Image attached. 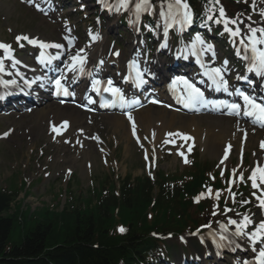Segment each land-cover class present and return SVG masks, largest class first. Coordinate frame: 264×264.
<instances>
[{"label": "trees", "instance_id": "1", "mask_svg": "<svg viewBox=\"0 0 264 264\" xmlns=\"http://www.w3.org/2000/svg\"><path fill=\"white\" fill-rule=\"evenodd\" d=\"M196 178L182 184L187 193L199 187ZM160 182H164L162 174L158 181L160 194L156 197L149 179L131 182L127 178L120 187V198L104 195L102 202L107 206L102 204L95 210L77 213L71 222L64 219V229L58 230L48 222L40 223L24 237L21 245L12 248H8V241L15 224L16 212L11 213L15 195L0 192V264H137V258L156 246L150 232L167 231L188 218L189 200L184 199L181 190L176 198H168ZM116 207L121 208L120 216H115ZM8 212L12 217L6 215ZM148 213L152 214L151 219ZM118 218L130 228L125 236L111 232ZM62 236L64 241L59 245L56 239Z\"/></svg>", "mask_w": 264, "mask_h": 264}, {"label": "rangeland", "instance_id": "2", "mask_svg": "<svg viewBox=\"0 0 264 264\" xmlns=\"http://www.w3.org/2000/svg\"><path fill=\"white\" fill-rule=\"evenodd\" d=\"M150 1L154 2V0ZM74 2L77 4L76 0H74ZM262 3H264V0ZM105 21L107 24L110 26L113 25L118 30V27L116 26L117 24L113 20L105 19ZM56 25H52L29 8L22 6L19 3V0H0V36L3 38L7 39L15 33H30L31 35H39L50 39L63 32V29L61 30V27ZM112 30V34L109 36L117 37L119 38V41H122V36L116 35L115 28ZM108 45L109 41L107 43V46ZM18 116H14L13 118H0V134L9 128H12L13 130L8 141H0V187L8 185L7 180L16 172L20 173L22 177L24 176V178L30 181L41 177V179H43V184L39 181H35L31 186L28 185L23 188L24 193L28 191L29 195L32 194L35 198L41 201V206L36 212H34L30 204H28V208L24 207L26 203L25 200L16 203L14 211L17 212V214L15 217L14 228L8 241V248L21 245L24 237L31 230H34L38 224L46 222L54 216V211H51V209H54L59 204L61 191H56L53 186L47 188V185L54 184L59 188H63L64 182L62 180L60 181V179L57 180V176L62 175L66 168L72 169L81 177L83 188L85 190L89 186L90 178L87 166L86 172L83 173V170L81 169L86 161L82 155L79 156V158H82L78 159L77 165L74 167V165L66 162L70 161L75 155L69 148L64 151H59V146L51 145L49 139L46 137L40 136V138L34 139L30 135H24L27 132V128L22 125L23 123L28 122L30 118H19ZM176 116L178 115L176 114ZM140 127L141 136L149 138V146L154 144L152 137L148 135L145 127L143 125ZM90 132L99 133L102 136L105 144L104 147L107 152L103 155L97 153L96 148L92 147L90 149L91 158L89 159V162L94 166V173L99 174L113 169L115 174L119 176H125L128 171H131L135 177L143 175L144 170L141 161V154L146 151H144V148H138L135 143L131 141V138L126 131L119 130L118 132H115V130L108 124H95V126L90 128ZM154 145L158 146L159 144ZM160 146H162L163 150L164 146L162 144H160L159 147ZM39 149H44L45 151L42 157L40 154L41 150ZM119 149L122 150L118 152ZM186 149L189 152L188 148ZM166 150L167 149H164L161 154L159 166L172 173L180 168L182 163L178 156L175 154L171 155V153ZM199 154V157L203 161L209 159L211 162H215L217 159H211L204 154L201 145L199 146ZM60 155H64V158L66 157L64 162H60ZM44 156L47 157L43 158ZM51 160L52 163H50ZM57 161L59 162L57 163ZM43 171L46 179L43 177ZM75 188L76 195L78 194L80 185L76 183ZM38 190L39 193L37 192ZM64 192L65 189L63 190V193ZM47 198L48 201L46 200ZM6 215L12 217L9 212L6 213Z\"/></svg>", "mask_w": 264, "mask_h": 264}, {"label": "snow or ice", "instance_id": "3", "mask_svg": "<svg viewBox=\"0 0 264 264\" xmlns=\"http://www.w3.org/2000/svg\"><path fill=\"white\" fill-rule=\"evenodd\" d=\"M130 0H119L117 5L115 6V10L119 12L121 8L127 9L129 7ZM106 7L109 8V11L112 10L111 6H108L107 4L105 5ZM152 4L150 3V0H135V15L137 19H139V16L142 12H151L152 10ZM38 10H43L39 8V5H37ZM183 10V11H182ZM221 15L223 16V9H220ZM160 17L164 19V36L166 37L168 35V28L171 27V22H179L183 28L184 25L190 24L192 20L191 12L189 10V5L187 3H182V0H174V3H168L167 5V12L164 10V5H160ZM261 16H264V11L260 13ZM208 20H212L213 16L208 15L207 17ZM250 19V18H249ZM221 19H216L215 23H221ZM224 23V30L229 31L230 34L235 37L240 34V29L236 28L234 31L230 30L228 28L229 23H235V21H230L227 18L223 20ZM248 28V35L245 37H242L240 40V44L243 47L244 50V55L241 56V59L245 60L248 62V68L247 71L249 73H255L257 76L264 78V50H261L257 47L258 44H264V28H253L250 24L247 26ZM260 33V37L257 38L256 33ZM18 40L20 39H25L28 40V37H18ZM245 39L248 40L249 43H245ZM195 41L199 42L200 44H203L204 41L201 39L199 35L195 37ZM29 43L35 44L37 41L35 40H30ZM69 45L72 44V41H68ZM166 46V45H162ZM40 47L43 48H62L63 46L60 44H40ZM211 45L207 46V49H211ZM0 48L4 49L5 52L7 53L5 59H11V55L9 52L10 46L8 45H3L0 44ZM206 49V50H207ZM251 51V56L248 55V52ZM43 56V53L41 54ZM237 56H240V50L237 49ZM79 58V59H78ZM69 60L72 61V63H68L65 65V67L71 71L75 72L76 71V65H80V71H83V58L80 57V52H77L74 56L69 55ZM43 62V61H41ZM17 63H20L19 61L12 60V66L15 67ZM5 70V65H4V60L0 59V72H3ZM222 69L221 68H213L210 70H207L205 72V75L209 77L213 81V83L216 85V89L220 90L223 88L225 92L228 91V85L227 81H225L221 75ZM217 77L220 79L217 80ZM64 79L63 73L61 74V77L58 79H55V86L59 91H62L64 95H68V92L65 88H63V85L61 83V80ZM237 79H245L248 80V77L246 76H241L237 77ZM181 81L183 84L186 86L187 90V100L189 103H199L203 102L204 100V94L203 92L200 91V89L196 88L193 83H189L188 80L181 78ZM12 83H15L13 81ZM173 84H176L177 81L173 80ZM94 84H99V81H94ZM109 87L105 89L106 91H110L114 94L119 93V89L113 88L112 81H108ZM230 94H235L238 97H241L243 100V115L245 117H256L257 120L264 122V103L257 102V99L251 95L245 94L244 92L240 91L239 89H236L234 93ZM121 100L123 101V96L120 97ZM90 104L93 103L91 99L88 101ZM156 101H153L155 103ZM133 103H136L135 101ZM110 106L108 102H104L101 104V107H108ZM228 107L231 111L229 114H235V115H240L241 114V106L237 103H231L228 105H225ZM131 119V117H129ZM255 122V121H254ZM66 123V122H65ZM264 126V124H262ZM53 131H57V128L54 126ZM172 135V134H170ZM167 143V141H165ZM227 152L224 154V159H227ZM223 163V160L221 161ZM258 171L261 172L262 177H264V168H258ZM223 176V172L221 173ZM242 179V177H241ZM250 179L253 182V187H256V172L254 171L250 177ZM211 191V190H209ZM219 193H217V196ZM262 196H264V193H262ZM259 199V207L261 209H264V198L257 197ZM242 203H249L248 201H243ZM228 211H231V209H228ZM215 215V213H213ZM228 224L230 225H236V231L232 234L234 237H239L245 239L249 244H264V220H261L257 227L255 228L254 231L252 232H247L245 229L249 224H252V220L250 219L249 216L245 215L243 217V220L241 222H237L236 220L229 219ZM206 227H210V225H206ZM221 234L219 237L220 241H225L228 240V237L225 235L227 233L228 229L227 226L221 225ZM121 232L124 231L123 228L120 229ZM229 243H233L232 241H229ZM225 245L221 243H217V247H224ZM240 245H236V247H239ZM253 253H256L254 264H264V247H260L259 249L253 247L252 249ZM244 264H247L245 261Z\"/></svg>", "mask_w": 264, "mask_h": 264}, {"label": "bare ground", "instance_id": "4", "mask_svg": "<svg viewBox=\"0 0 264 264\" xmlns=\"http://www.w3.org/2000/svg\"><path fill=\"white\" fill-rule=\"evenodd\" d=\"M103 45L104 42L102 40L99 46L95 49V54L98 56L102 55ZM32 114L33 118L29 119L27 123L22 125L28 129V132L24 135L28 134L32 137L39 138L42 134H47L48 128L46 129L45 126H47L48 121L52 119L59 121L67 117L71 122L70 129L67 133H72L77 128L86 129V125L83 124L85 115L72 107L46 103L44 105L42 104L35 111H31V115ZM173 114L172 112H167L159 108L141 110L129 120V126L132 121L135 122V125H137V123L138 125H144L148 134H150L155 141H158L162 137L168 135V133L177 130L191 132L194 136V142H198L204 149H206L207 153L217 157H220L226 141L230 140L234 144L238 143V138L231 136L230 129L233 130V126L231 125L230 120L226 121L220 118L211 120H204L201 118H182L181 121H177ZM105 121L114 128L115 132L126 130V120L123 118L106 116ZM203 124L207 127H203ZM127 133L130 135L129 129H127ZM187 144L191 148L194 143L189 142Z\"/></svg>", "mask_w": 264, "mask_h": 264}]
</instances>
